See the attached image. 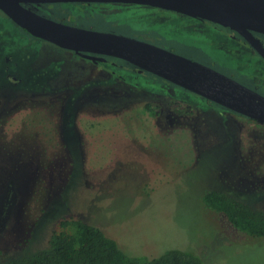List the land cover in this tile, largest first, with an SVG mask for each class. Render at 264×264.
<instances>
[{
	"label": "rangeland",
	"instance_id": "1",
	"mask_svg": "<svg viewBox=\"0 0 264 264\" xmlns=\"http://www.w3.org/2000/svg\"><path fill=\"white\" fill-rule=\"evenodd\" d=\"M147 11L122 15L133 23H142L140 31L147 40L164 48L172 46L186 55L193 53L191 44H200L206 48L204 52H215L209 38L192 31L188 22L174 13ZM93 31L130 36L103 27ZM32 38L0 12V83L5 76L4 68L10 66L13 76L21 74L28 78L22 82L23 86L28 84L31 91L39 92L51 81L46 78L48 72L42 71L60 64V57L72 58L69 50L49 46L51 52L64 53L52 57L43 51L35 63L41 46L37 38ZM214 55L226 62L231 60L222 52ZM246 57L243 55L240 60L250 69L253 61ZM44 78L48 83L43 82ZM9 84L3 81L1 86ZM6 96L0 95L2 116L17 110L24 113L29 108L34 112L25 117L28 131H22L24 134H12L4 125L0 127L2 257L45 248L51 235L60 230V220L74 217L100 227L132 257L154 258L169 250H179L195 255L203 264H264V238L233 229L220 213L204 203L205 194L218 189L264 211L262 126L239 119L241 129L235 123L221 127L216 111L204 115L201 109L197 112L188 109L181 114L186 123L183 128L161 137L155 119L141 116L143 104L137 103L130 113L138 116L145 127L138 118L131 117L125 122L100 124L92 146L111 147L113 140L118 143L123 137L132 140L135 136L133 140H138L139 149L144 151L143 145H149L157 156L127 155L124 148L109 156L100 149L97 163L92 165L94 155L91 158L92 154L86 152L83 156L69 157L60 145V125L53 116L59 110L57 100L38 95L36 100H18L19 107L11 110V95ZM179 97L200 108L210 106L208 101L193 94L180 93ZM170 114L165 109L163 117L157 120L170 127ZM29 122L33 123L31 129ZM206 123L211 135L203 140L200 133ZM29 132L31 138L27 136Z\"/></svg>",
	"mask_w": 264,
	"mask_h": 264
},
{
	"label": "flooded vegetation",
	"instance_id": "2",
	"mask_svg": "<svg viewBox=\"0 0 264 264\" xmlns=\"http://www.w3.org/2000/svg\"><path fill=\"white\" fill-rule=\"evenodd\" d=\"M22 6L43 18L52 21L56 19L55 22L69 27L88 30L103 27L107 31H119L128 34L130 35L129 38L158 46L204 64L264 96L263 33L251 30L241 33L203 18L190 17L175 11L133 3L63 1L23 3ZM147 10H155L153 12L163 14L174 13L176 17L188 22V28L192 31L194 30L195 33L209 38L211 44L214 46L213 51L217 53L222 52L223 55L228 59L231 58V60H227L226 62L215 56V52H213L214 54L212 52H204L206 48L200 44H191L192 48L190 47V49L193 50V53L186 52V55H182L185 53H178V51L182 50H178L172 46L164 48L165 46L162 47L153 41L147 40L144 36V32L140 31V25H142V23L139 24L138 21L133 23L127 19L129 17L126 18L122 15L125 12L131 13V11L148 13ZM0 12L11 20L1 10ZM138 18L142 17L139 16ZM13 23L29 37L37 38L18 26L14 21ZM37 39L39 40L41 50L38 52L36 58H34L35 63L38 61L39 56V59H41L43 51H45V54L52 57L54 54L60 57L59 54L64 53L55 50L51 52L49 46L56 45L40 38ZM68 52L72 55L71 59L64 58L62 60L60 57V64H55V66L52 65L50 68L48 67L46 70L42 71L43 73L48 72L46 78L51 81L49 86H46L45 89L39 92L31 91L32 87L28 84L23 86L22 82L28 78H23L21 74L13 76V72L10 71V66H6L4 68L5 76L1 83L5 81L9 82V85L14 86H1L0 83V95L5 98H7L6 95H11L9 101V104L12 105L9 107L11 110H15L19 107L18 100H36L38 95L40 97L51 98L52 101L57 100L59 110L53 112V116H56L54 120H57L60 125L58 132V137L61 141L60 145L69 157L83 156L86 152L88 155L94 154L99 156L100 149H103V153L106 152L109 156H113L116 155L121 148L125 149L124 153L127 155L136 153L139 154L138 157L143 154H146L148 157L157 156V154H154V152L150 150L151 148H148L149 145H143L144 151L139 149L138 140H133L135 136L132 140H127L126 137H123V140L121 139L118 143H115V140H113L111 147L104 148L102 145L101 148L99 146L96 149V145L92 146V140L97 136V128L100 124L107 123L111 125L116 122L127 121V117L133 116L130 112H132V108L135 107L137 103L143 104L141 109L146 106H151L153 109L157 110L155 111L153 120L155 119L156 128L161 137H165L169 132L183 128L186 123L183 121L184 117L181 116V114L186 113L188 109H194L195 111L201 109L204 115H208L211 110L216 111L218 123L221 127L225 124L229 125V123H235L238 125L237 127L241 129L242 124L239 119L253 123L250 121L252 119L194 94L171 81L141 69L121 58L88 52L76 53L70 50ZM243 55H247L246 58L253 61L250 69H247L245 64L241 62L240 59ZM6 61L8 64L9 60L7 59ZM12 68L15 69L16 67ZM46 78H44L45 80L43 82L48 83ZM180 93L199 96L208 101L210 106L200 108V105L192 103L190 100H186L183 97H179ZM2 104H6V102H1V105ZM80 104H84V106L81 107ZM96 105L100 106V108L97 109ZM217 106L223 109L220 110ZM165 109H169L171 113V116H168L170 127H165V125H162V123L157 120L163 117ZM27 111L23 113V110H17L15 113L4 114L3 116L0 114V127L4 125V129H6V131L11 130L9 133L12 134L17 132L24 134L28 131L26 124H24L25 117H27L28 113L31 114L33 109L29 108ZM113 114H115V116H113ZM101 115H103V117H101ZM109 115L112 117H107ZM141 123L143 127H145L142 121ZM32 124V122H29V129H31ZM35 124H37V121L34 122L33 125ZM256 124L264 126L259 123ZM203 127L200 136L203 140L204 138L209 139V135H211L210 126L206 123L204 130ZM22 131H24V133ZM2 132L5 135L3 129ZM36 133L37 131L32 134L35 135ZM71 133L74 137L70 135ZM142 134H144V132ZM27 136L29 138L32 137L30 132ZM139 139L143 138L141 137ZM18 151H21V147L18 148Z\"/></svg>",
	"mask_w": 264,
	"mask_h": 264
},
{
	"label": "water",
	"instance_id": "3",
	"mask_svg": "<svg viewBox=\"0 0 264 264\" xmlns=\"http://www.w3.org/2000/svg\"><path fill=\"white\" fill-rule=\"evenodd\" d=\"M124 2L199 17L241 33L264 34V0H0V10L31 35L62 49L121 58L264 125V96L197 61L133 38L66 26L23 3Z\"/></svg>",
	"mask_w": 264,
	"mask_h": 264
},
{
	"label": "trees",
	"instance_id": "4",
	"mask_svg": "<svg viewBox=\"0 0 264 264\" xmlns=\"http://www.w3.org/2000/svg\"><path fill=\"white\" fill-rule=\"evenodd\" d=\"M155 111L151 106H146L140 113L149 119L154 117ZM131 117L141 121L138 116ZM93 155L90 157L93 158ZM94 156L92 165L97 163V155ZM204 203L209 209L220 213L233 229L251 237L264 238L263 210L218 189L208 191ZM59 226L60 230L51 235L45 248L35 252L26 251L16 257L0 255V264H203L195 255L179 250H169L154 258L132 257L100 227L80 218L64 217Z\"/></svg>",
	"mask_w": 264,
	"mask_h": 264
}]
</instances>
